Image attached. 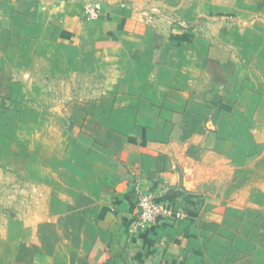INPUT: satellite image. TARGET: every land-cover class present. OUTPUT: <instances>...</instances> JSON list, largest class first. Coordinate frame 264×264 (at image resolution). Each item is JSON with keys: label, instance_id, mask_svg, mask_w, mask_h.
<instances>
[{"label": "crops", "instance_id": "1", "mask_svg": "<svg viewBox=\"0 0 264 264\" xmlns=\"http://www.w3.org/2000/svg\"><path fill=\"white\" fill-rule=\"evenodd\" d=\"M104 1L90 0L98 18L88 21V0H0L5 139L34 143L72 122L109 163L106 177L70 176L63 209L47 214L48 242L38 227L25 230L27 218L16 213V230L0 229V264H41V256L43 264H238L204 239L208 229L199 230L198 200L172 165V136L201 105L220 109L224 123L232 98L258 80L253 61L264 51V0ZM77 77L99 79V91H91L130 113L129 128L56 96L57 83L68 95ZM137 190L172 216L132 233Z\"/></svg>", "mask_w": 264, "mask_h": 264}, {"label": "rangeland", "instance_id": "2", "mask_svg": "<svg viewBox=\"0 0 264 264\" xmlns=\"http://www.w3.org/2000/svg\"><path fill=\"white\" fill-rule=\"evenodd\" d=\"M103 4L109 7L111 0ZM253 64L259 78L246 87L248 93L232 98L237 100L226 121L218 122L216 107L201 105L176 125L171 149L172 165L198 200L199 230H209L204 239L238 264H264V51ZM56 85L57 97L80 100L85 113L118 129L129 128L123 123L130 121V113L114 110L109 97L95 94L99 79L77 77L68 95ZM81 128L68 122L64 131L56 126L51 137L18 146L0 130V229L14 232L17 213L27 218L21 224L25 230L34 225L47 241L52 230L47 214L63 209L70 176L82 179L99 171L106 177L109 163L95 138ZM119 169L111 176L117 177ZM46 261L41 256L40 263Z\"/></svg>", "mask_w": 264, "mask_h": 264}, {"label": "built area", "instance_id": "3", "mask_svg": "<svg viewBox=\"0 0 264 264\" xmlns=\"http://www.w3.org/2000/svg\"><path fill=\"white\" fill-rule=\"evenodd\" d=\"M85 14L88 21H92L98 18V7L97 5L88 2L85 6ZM137 207L139 213L137 219L132 225L131 232L139 233L150 226H152L160 217H171L173 214L172 209L166 205L159 203L143 191L137 190Z\"/></svg>", "mask_w": 264, "mask_h": 264}, {"label": "trees", "instance_id": "4", "mask_svg": "<svg viewBox=\"0 0 264 264\" xmlns=\"http://www.w3.org/2000/svg\"><path fill=\"white\" fill-rule=\"evenodd\" d=\"M219 112H220V109H216L215 114H217V116H218Z\"/></svg>", "mask_w": 264, "mask_h": 264}]
</instances>
